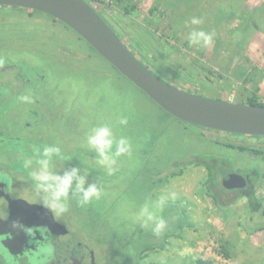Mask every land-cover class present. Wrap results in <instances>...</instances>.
<instances>
[{
	"label": "rangeland",
	"instance_id": "rangeland-1",
	"mask_svg": "<svg viewBox=\"0 0 264 264\" xmlns=\"http://www.w3.org/2000/svg\"><path fill=\"white\" fill-rule=\"evenodd\" d=\"M95 8L120 26L127 48L165 82L207 99L264 105V50L251 43L254 29L264 30V0H124L119 6L110 0ZM192 17L203 23L192 25ZM193 29L212 33V44H190ZM0 85V174L11 196L41 205L24 160L33 146L58 145L65 167H82L102 188L100 199L84 207L73 201L56 218L94 250L97 264H264V137L208 131L166 115L64 24L23 8L0 6ZM21 95L33 103L20 102ZM121 117L126 126L117 124ZM102 123L117 124L116 135L133 143L112 176L84 144L87 131ZM212 156L216 182L224 172L254 177L259 171L260 208L242 196L224 208L214 203L205 192L208 170L190 163ZM189 186L197 198L186 196ZM171 192L176 196L161 213L168 222L161 235L133 222L147 199ZM169 232L175 235L164 237ZM156 242L164 247L140 251ZM0 264L16 263L0 256Z\"/></svg>",
	"mask_w": 264,
	"mask_h": 264
},
{
	"label": "water",
	"instance_id": "water-1",
	"mask_svg": "<svg viewBox=\"0 0 264 264\" xmlns=\"http://www.w3.org/2000/svg\"><path fill=\"white\" fill-rule=\"evenodd\" d=\"M0 6L37 11L61 22L160 109L181 122L205 130L264 137V106L207 99L165 82L132 54L84 0H0ZM223 185L227 189L243 188L246 182L241 175L231 173L224 178ZM14 202L18 206L23 204ZM15 204L1 182L0 235L3 239L0 245L9 254H12L11 246L22 236V230L18 229V234L11 231L14 221L21 223Z\"/></svg>",
	"mask_w": 264,
	"mask_h": 264
},
{
	"label": "clouds",
	"instance_id": "clouds-1",
	"mask_svg": "<svg viewBox=\"0 0 264 264\" xmlns=\"http://www.w3.org/2000/svg\"><path fill=\"white\" fill-rule=\"evenodd\" d=\"M192 25H200L203 20L192 17ZM188 41L192 45L208 47L213 42V34L204 30L193 29L188 33ZM22 103H33L30 95H21L17 98ZM118 125L126 126L128 119L121 117ZM117 124L102 123L91 127L85 137L84 144L87 149L95 153V163L112 176L117 169L118 160L124 156H131L133 143L127 136H117L114 128ZM59 162H63L59 166ZM68 162L61 154L58 145L33 146V156L24 160L25 169L29 170L32 189L40 197L41 205L47 209L54 218H63L69 213L73 201L76 205L84 207L102 195L99 183L89 182L90 172L82 167H65ZM175 192L161 195L157 200L147 199L133 216V222L142 228H150L156 236L161 235L168 227L167 220L161 215L168 199H175ZM13 228L26 232V226L19 221L13 222ZM45 259L40 264H48V258L55 254V247L49 243L43 248Z\"/></svg>",
	"mask_w": 264,
	"mask_h": 264
},
{
	"label": "flooded vegetation",
	"instance_id": "flooded-vegetation-1",
	"mask_svg": "<svg viewBox=\"0 0 264 264\" xmlns=\"http://www.w3.org/2000/svg\"><path fill=\"white\" fill-rule=\"evenodd\" d=\"M199 166L204 165L201 164ZM231 173L232 172H224V174H221L220 181L216 182L214 187V191L218 192L220 197L229 195L228 201L234 200L233 198L237 194H243L248 188L252 187L250 184L251 175L239 174L245 179V187L232 189L225 188L223 185L224 178ZM1 182L4 184L6 183L5 187L7 188V194L11 199L12 204H15L14 201H21V199L16 197L13 198L11 196L12 189L10 190L9 183L6 182V179L2 174H0V183ZM254 185L252 187L253 190ZM230 201L229 205L232 204V202L230 204ZM22 202L23 204L20 206L15 204L14 208L19 213L18 216L19 219H21V224L29 228L27 231L32 236L30 237L26 232L22 231V236L16 240L15 245L11 246L12 254H9V252L0 245V256L2 258L7 260L11 259V261L16 264H27L28 262H31L30 264H40V262L45 259L42 251L43 248L51 243L55 247V254L51 258H48V264H97V261L94 259V250H90V247H86L88 246L86 243L80 240L77 241L69 228H67L62 222L57 221L53 216L47 214L49 211L45 209L43 205L26 203L25 200ZM260 204L261 203H258L256 208H260ZM262 212L264 214V210ZM11 231L18 234L19 230L12 227ZM2 232H4V230ZM2 239L3 235L1 234L0 241Z\"/></svg>",
	"mask_w": 264,
	"mask_h": 264
},
{
	"label": "trees",
	"instance_id": "trees-1",
	"mask_svg": "<svg viewBox=\"0 0 264 264\" xmlns=\"http://www.w3.org/2000/svg\"><path fill=\"white\" fill-rule=\"evenodd\" d=\"M113 2H115L118 6L119 5H121L122 4V2L124 1V0H112ZM104 2H106V0H89L87 3L90 5L91 3L92 4H95L96 5V3H100V4H103ZM108 2H110V0L108 1ZM92 4L90 5L93 9H95L94 8V6H92ZM96 10V9H95ZM96 12H97V14L104 20V22L109 26V28L115 33V35L122 41V39H121V35H120V26H118V29L116 28V27H114L112 24H110V17H107V16H105V15H103L101 12H99V10H96ZM108 20V21H107ZM123 42V41H122ZM124 43V42H123ZM124 45L127 47V45H126V43H124ZM130 50V49H129ZM131 51V50H130ZM132 52V51H131ZM132 54H133V52H132ZM134 55V54H133ZM135 56V55H134ZM139 60V59H138ZM140 61V60H139ZM141 62V61H140ZM142 63V62H141ZM145 66V65H144ZM147 69H148V67L147 66H145ZM248 104H250V105H262V106H264L263 104H259V103H257L255 100H250L249 102H248ZM166 115H168V114H166ZM169 116V115H168ZM163 120V121H162ZM164 121H165V118H164V114L163 115H161V117H160V119L158 120V122H160V123H164ZM189 125V124H188ZM208 131H213V130H208ZM41 146V145H40ZM205 159V160H204ZM216 157H214V156H212L211 158H202V160L199 158V161L197 160L196 162L195 161H192V162H190V163H194V164H196V165H201V164H203L205 167H206V169L208 170V180H207V183L205 184V192H206V194L209 196V197H211V199L214 201V203L216 204V205H218V206H220V207H226V206H228L229 205V203H227V205L225 204V203H222L221 201H220V196H219V194H218V192H216V191H214V187H215V185H216V177H217V173L218 172H216V167L219 165L217 162H216ZM178 172H181V171H178ZM259 178H260V174H259V171H255V176L254 177H251L250 176V184L252 185V187H253V185L254 184H256L257 182H258V180H259ZM240 196H242V197H246L247 198V200L249 201V203H250V206H252V207H254V209L256 208V206H257V204L258 203H260L256 198H255V196H254V190H253V188H248L247 190H246V192H244L243 194H240V195H238L237 197H234L233 199L235 200L236 198H238V197H240ZM234 200H231L230 201V203L231 202H233ZM179 225H177L176 227H175V229H176V231L179 229ZM175 235V233H171V232H169V234H167V233H165L164 234V237H170V236H174ZM161 242H163V241H161ZM164 247V245H163V243H154V244H149L147 247L145 246V247H143V248H141L140 249V251L142 250V251H150V250H152L153 248H155V249H158V248H163ZM196 264H212V262L210 261V260H197V262H196Z\"/></svg>",
	"mask_w": 264,
	"mask_h": 264
},
{
	"label": "crops",
	"instance_id": "crops-1",
	"mask_svg": "<svg viewBox=\"0 0 264 264\" xmlns=\"http://www.w3.org/2000/svg\"><path fill=\"white\" fill-rule=\"evenodd\" d=\"M163 4H165V5H167V6H169L167 3H163ZM239 10H241V9H239ZM244 27H245V29H246V24H244ZM244 29V30H245ZM250 30H252L251 28L249 29V34L251 35L252 34V31H250ZM252 40H251V43H255V44H257V45H259V48H261V49H263L264 50V45H262V43H264V30H262V29H254V33L252 34ZM186 196L188 195L189 197H191V198H197V197H195V193H194V190H193V188L192 187H186ZM198 203V202H197ZM197 203H191L192 205L193 204H197ZM187 204V203H186ZM173 205V204H172ZM176 205V204H175ZM174 205V206H175ZM182 205H184L185 206V204H183L182 203ZM176 208V207H175ZM175 208H170L171 209V211H170V213H173L174 211H176V213H179V211L178 210H176ZM185 209V208H184ZM185 225H187V224H185ZM161 243V242H160Z\"/></svg>",
	"mask_w": 264,
	"mask_h": 264
},
{
	"label": "built area",
	"instance_id": "built-area-1",
	"mask_svg": "<svg viewBox=\"0 0 264 264\" xmlns=\"http://www.w3.org/2000/svg\"><path fill=\"white\" fill-rule=\"evenodd\" d=\"M84 1H86V2H88L89 0H84ZM109 0H106V2H108ZM92 4V3H91ZM90 4V5H91ZM100 3H96V5L95 4H92V6H94V8L97 6V5H99ZM96 9V8H95ZM97 10V9H96Z\"/></svg>",
	"mask_w": 264,
	"mask_h": 264
}]
</instances>
